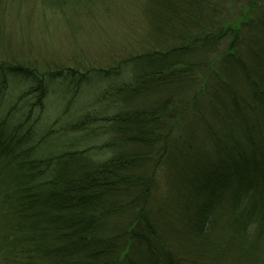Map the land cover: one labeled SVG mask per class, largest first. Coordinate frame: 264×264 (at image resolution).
Listing matches in <instances>:
<instances>
[{"label": "trees", "instance_id": "16d2710c", "mask_svg": "<svg viewBox=\"0 0 264 264\" xmlns=\"http://www.w3.org/2000/svg\"><path fill=\"white\" fill-rule=\"evenodd\" d=\"M16 1L134 31L108 65L0 53V264H185L169 211L199 261L264 264V0Z\"/></svg>", "mask_w": 264, "mask_h": 264}, {"label": "rangeland", "instance_id": "374dc122", "mask_svg": "<svg viewBox=\"0 0 264 264\" xmlns=\"http://www.w3.org/2000/svg\"><path fill=\"white\" fill-rule=\"evenodd\" d=\"M113 14L115 13L112 12L111 16ZM124 22L125 27L118 35L117 19L111 20L108 14L99 11L93 16L85 14L77 23L70 25L62 15L52 13L33 1L21 5L16 0H0L1 57L29 65L39 64L43 68L74 66L77 63L108 65L115 53L126 51V44L130 40L123 37L134 31L130 21ZM85 98L87 100L88 96L80 98L77 104L85 102ZM48 106L49 116L42 124L46 128L52 125L57 107L52 102ZM183 220L182 215L178 216L175 211H169L166 216L158 218V229L165 237H169L176 253H185L179 256L185 264H208L209 259H205V262L199 261L197 254L190 251V247L187 250ZM207 256L210 258L212 253ZM231 263L230 258L226 264Z\"/></svg>", "mask_w": 264, "mask_h": 264}]
</instances>
